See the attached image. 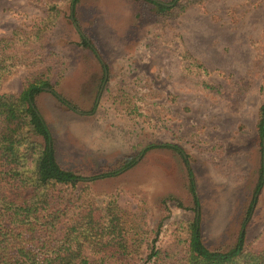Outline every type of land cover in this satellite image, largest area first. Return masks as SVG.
Returning <instances> with one entry per match:
<instances>
[{
	"label": "rangeland",
	"instance_id": "1",
	"mask_svg": "<svg viewBox=\"0 0 264 264\" xmlns=\"http://www.w3.org/2000/svg\"><path fill=\"white\" fill-rule=\"evenodd\" d=\"M74 1L0 0V38L32 29L52 4L58 11L44 45L64 71L35 105L59 165L86 179L70 191L115 194L142 216L155 249L186 235L194 218L210 249L228 248L242 230L250 241L264 228V0H202L183 11L175 0H78L83 18L95 11L109 68L97 104L101 68L73 25ZM26 72L6 76L0 92L18 93Z\"/></svg>",
	"mask_w": 264,
	"mask_h": 264
},
{
	"label": "trees",
	"instance_id": "2",
	"mask_svg": "<svg viewBox=\"0 0 264 264\" xmlns=\"http://www.w3.org/2000/svg\"><path fill=\"white\" fill-rule=\"evenodd\" d=\"M201 1L171 7L183 11ZM49 10L32 29L0 38V85L27 71L18 93L0 92V264H264V228L248 242L242 230L228 248L210 249L194 218L186 235L155 249L142 216L121 208L115 194L88 184L70 191L86 179L59 165L35 105L44 87L55 92L64 71L63 58L44 45L58 16L54 4ZM256 125L264 142V103Z\"/></svg>",
	"mask_w": 264,
	"mask_h": 264
},
{
	"label": "crops",
	"instance_id": "3",
	"mask_svg": "<svg viewBox=\"0 0 264 264\" xmlns=\"http://www.w3.org/2000/svg\"><path fill=\"white\" fill-rule=\"evenodd\" d=\"M77 1L78 0H75L74 1V5L72 4L71 5V19H72V21H73V25H74V27H75V29L77 30V32L78 33H80V35H86L87 37H88V39L91 41V42H89V41H87L86 39H82V44H83V40H85V41H87V43H89L91 46H93V47H95V51L96 52H94L93 50H92V48H89L88 46H87V48H89V50L91 49V53L93 54V57L95 58V57H97V62H98V64H100V68H101V74L99 75V79H102L101 80V83H100V86H99V89H98V92H97V95H96V97H95V100H94V103L95 104H97V102H98V100H99V96H100V93H101V90H102V87H103V85H104V83H105V81H106V78H107V75H108V71H109V68H108V64H107V62H105L106 60H105V58H104V56L103 55H101L102 56V58L100 57V55L97 53V48H98V50H99V48L100 49H102V50H104L103 48V46L100 44V41H98L99 40V34H98V28L96 29L95 27H94V25L92 24V21H93V15H94V12L95 11H93V14L90 16V17H87V18H83L82 17V13H81V9H80V7H76V3H77ZM73 13V14H72ZM79 14H80V17H78L79 16ZM75 15V16H74ZM73 16H74V18H75V20H74V18H73ZM78 17V18H77ZM78 19L80 20V21H78ZM115 19H117L118 20V18L116 17H112V18H110V20H113V21H115ZM134 19V18H133ZM135 21H137V19H135L134 20V22ZM96 22H97V19H96ZM82 25H83V27L84 28H82ZM114 28V27H113ZM111 29V30H108V33L109 34H107L110 38L111 37H114V36H116L115 35V33L113 32V30L114 29ZM133 31H135V33H134V35L136 34V27H132L131 28ZM118 31L119 32H121L120 31V29H118ZM121 35V34H120ZM118 36V35H117ZM122 36V35H121ZM119 38V37H118ZM133 44H131V45H135L136 44V42H132ZM85 45V44H84ZM86 46V45H85ZM100 51V50H99ZM55 52V51H54ZM57 53V52H56ZM100 53L102 54V52L100 51ZM104 62H105V64H104ZM100 81V80H99ZM44 89H42V91H43ZM45 91H47V90H45ZM49 92H53V91H49ZM99 95V96H98ZM94 107V106H93Z\"/></svg>",
	"mask_w": 264,
	"mask_h": 264
},
{
	"label": "water",
	"instance_id": "4",
	"mask_svg": "<svg viewBox=\"0 0 264 264\" xmlns=\"http://www.w3.org/2000/svg\"><path fill=\"white\" fill-rule=\"evenodd\" d=\"M44 90H47V91H53L52 88H49V87H44L43 88ZM99 96V95H98Z\"/></svg>",
	"mask_w": 264,
	"mask_h": 264
}]
</instances>
